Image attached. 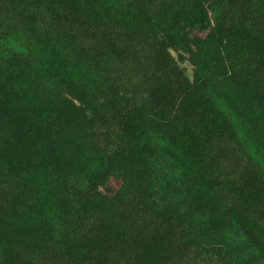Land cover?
Listing matches in <instances>:
<instances>
[{
  "label": "rangeland",
  "instance_id": "1",
  "mask_svg": "<svg viewBox=\"0 0 264 264\" xmlns=\"http://www.w3.org/2000/svg\"><path fill=\"white\" fill-rule=\"evenodd\" d=\"M210 1L200 2L209 19ZM227 1L226 21L213 23L218 31H199L173 22L169 0H156V29L147 17L143 29L132 21L153 0H0L5 26L39 51L23 65L4 60L0 48V264H225L143 197L137 183L153 163L123 133L140 107L180 118L201 149L204 171L235 211L237 235L264 257V122L249 127V156L212 112L210 96L186 88L222 75L232 102L251 99L264 114V0ZM69 35L101 70L98 77L77 69L64 75L68 99L96 120L95 142L81 152L74 147L81 137L69 131L75 108L35 99L39 61ZM41 150L51 155L43 169L33 159ZM79 166L99 177L70 172ZM89 185L99 197L79 193Z\"/></svg>",
  "mask_w": 264,
  "mask_h": 264
},
{
  "label": "trees",
  "instance_id": "2",
  "mask_svg": "<svg viewBox=\"0 0 264 264\" xmlns=\"http://www.w3.org/2000/svg\"><path fill=\"white\" fill-rule=\"evenodd\" d=\"M83 1V0H82ZM201 0H169L165 6L173 22H182L185 27H192L199 31L209 29L215 31L213 23L217 24L226 21V9L229 6L227 0H211L209 4L212 16H207V10ZM213 2V3H212ZM153 6L146 4V15H133L132 21L135 27H146L144 18L149 19L151 28L156 29L159 25L156 0ZM58 10L61 9L59 2L53 3ZM3 28L0 33V48L3 51V59L12 63L16 61L23 65L33 61L39 55L37 43L32 42L26 36H22L11 28H7L0 19ZM138 24V26H136ZM221 23H218V27ZM221 29V28H220ZM218 31V30H216ZM58 44L51 48L46 54H50L42 61H39V69L35 75L39 78L40 93L35 95L41 106L60 109L61 106L75 108V119H70V133L78 134L81 139L74 145L78 151H83L93 146L94 124L93 114L89 117L84 113L80 105L74 106V98L68 99L67 91H71L67 80V70L74 72L76 69L93 74L98 77L101 70L94 66V62L86 50L74 35L61 37L56 40ZM219 44H217L218 46ZM44 61V62H43ZM23 78H29L23 76ZM14 81V78H13ZM100 90L104 86L98 84ZM187 92L206 93L210 96V107L212 112L219 116L221 124L232 132L233 137L242 145L244 151L252 156L254 145L250 143L247 136L252 123L261 124L264 122L262 109L252 100L235 98L232 102L233 88L224 76H210L200 84L192 86L186 84ZM203 88L205 91H200ZM231 89L233 91H231ZM201 93V94H202ZM50 105H47V104ZM86 105L89 103H85ZM123 130L130 139L140 142L139 148L144 155L150 158L153 163V171L150 176H143L138 185L145 188L143 194L155 208L163 214L175 218L179 226L184 227L191 235L192 245H199L212 251V256L225 264H264V257L259 251L250 252L245 248L250 241H245L244 236L237 235L240 232L239 220L232 207H226V199L215 188L214 181L204 171L205 165L202 162V153L199 145L189 138V134L181 124L178 116L165 114L163 112L140 107L133 114ZM256 143V140H253ZM48 155L46 151H39L33 159L38 161L42 169ZM41 161V162H40ZM80 165L85 164L83 154L78 157ZM123 163V162H121ZM94 179L99 177L97 173L93 176L90 172L83 170L81 166L70 171ZM86 173V174H85ZM152 178V180H151ZM149 179L151 184H149ZM80 194L99 197L100 193L92 186L81 188ZM108 200V198H107ZM157 210V209H156ZM231 222L234 227L227 228L226 223ZM236 232V234H235ZM190 238V237H189Z\"/></svg>",
  "mask_w": 264,
  "mask_h": 264
}]
</instances>
